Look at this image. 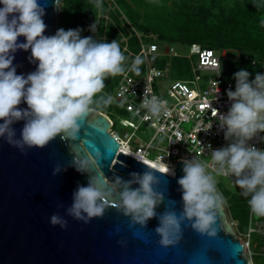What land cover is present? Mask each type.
<instances>
[{
    "label": "clouds",
    "instance_id": "1",
    "mask_svg": "<svg viewBox=\"0 0 264 264\" xmlns=\"http://www.w3.org/2000/svg\"><path fill=\"white\" fill-rule=\"evenodd\" d=\"M0 139L18 149H43L59 137L76 140L80 122L92 111L107 107L110 96L100 95L108 77L123 74L126 57L117 40L99 41L93 36L82 37L80 28L58 29L52 36L44 35L47 25L43 17L46 5L39 0H0ZM100 8V0H96ZM96 31V23L89 27ZM24 37L25 42L18 43ZM31 52L30 62H38L35 71L17 75L13 66L14 53ZM143 60L137 56L127 69L137 75ZM241 69L234 73L235 90L227 97L231 106L227 113L214 110L224 132L227 146L211 151L217 175L235 177L234 183L241 195L248 199L251 212L264 217V150L249 142L264 133V74ZM27 108H20L21 103ZM166 102L156 96L143 98L141 106L152 117H159ZM24 121L17 138L13 124ZM264 140V137H260ZM71 152V151H70ZM99 155V154H98ZM183 176L177 180L182 193V211L156 208L164 203L163 193L156 190L159 179L154 171L133 172L127 181L117 176L108 191L101 190L89 178L87 186L78 185L72 194V203L66 215L85 224L102 218L109 208L108 200L119 188V211L130 217V226L147 228V223L158 218L155 233L161 237V246L167 248L182 238L181 225L187 221L200 235L215 238L218 233L217 215L222 199L216 190V180L206 165L195 159H183ZM71 166L78 172L88 173L87 162L74 158ZM66 168L56 165L55 177ZM159 173L175 176L174 168L163 164ZM139 185L133 188L132 185ZM171 204L174 206L175 201ZM58 207H62L59 205ZM50 224L67 228L68 221L58 213L50 217ZM123 246L126 242L121 240Z\"/></svg>",
    "mask_w": 264,
    "mask_h": 264
},
{
    "label": "water",
    "instance_id": "2",
    "mask_svg": "<svg viewBox=\"0 0 264 264\" xmlns=\"http://www.w3.org/2000/svg\"><path fill=\"white\" fill-rule=\"evenodd\" d=\"M39 2L46 5L44 35L52 36L61 0ZM23 42L25 38L19 37L18 43ZM30 56V50L14 53L17 75L27 76L36 70L38 62H30ZM19 107L27 105L22 102ZM23 124L19 121L12 126L17 138ZM80 124L76 140L57 137L43 149L26 148V154L0 139V264H249L222 204L215 238L200 235L185 221L182 238L167 248L161 246V237L154 231L158 218L149 220L147 228L130 226V217L118 208L119 188L109 198L102 218L85 224L67 216L73 192L78 185L87 186L90 177L101 190L108 191L117 176L127 181L131 173L142 174L148 169L155 172L160 181L156 190L165 197L156 212L167 208L179 215L183 207L177 183L183 176L181 160L175 176H165L158 171L161 166L119 148L105 114L94 110ZM74 158L87 162L88 173L71 166ZM56 165L66 170L54 177ZM54 213L68 221L67 228L50 224ZM121 240L126 242L123 246Z\"/></svg>",
    "mask_w": 264,
    "mask_h": 264
},
{
    "label": "built area",
    "instance_id": "3",
    "mask_svg": "<svg viewBox=\"0 0 264 264\" xmlns=\"http://www.w3.org/2000/svg\"><path fill=\"white\" fill-rule=\"evenodd\" d=\"M189 50L187 55L179 56L172 47L162 51L156 43L145 44L140 40L139 52L133 54L124 46L122 52L128 53L125 65L130 56H140L147 64L143 65L139 75L127 70L130 64L120 75L112 92H102L112 98L109 106L128 116L129 120H123L120 129H115L114 122L109 115H105L111 122L110 133L119 148L155 164L165 163L174 171L178 160L195 158L206 165L208 172L217 174L218 166L212 163L211 151L207 146L210 144L212 150H215L226 147L228 141L220 130V121L213 109L220 114L227 113L231 106L227 91H234L236 82L223 78L221 58L217 51L200 45H191ZM152 56L189 60V75L183 79L173 78L170 66L160 68L151 64ZM192 57H197V62H193ZM164 81H170L165 92L160 87ZM152 96L166 102L158 118L152 117L141 106L143 98ZM142 123L147 124L154 133L147 143L139 144L134 141V136ZM260 137H264V133L249 143L264 150V140H260ZM218 176L225 179L231 188L237 187L235 177ZM246 234L249 237H260L261 246L258 251L264 255V220L250 221ZM241 244L245 253L250 244Z\"/></svg>",
    "mask_w": 264,
    "mask_h": 264
},
{
    "label": "trees",
    "instance_id": "4",
    "mask_svg": "<svg viewBox=\"0 0 264 264\" xmlns=\"http://www.w3.org/2000/svg\"><path fill=\"white\" fill-rule=\"evenodd\" d=\"M204 4L192 5L189 0H176L173 6L174 25L172 33L175 32L176 37L183 44L186 42L191 45H200L202 48L218 51L220 48L238 49L248 56H259L262 60L264 57V0H234V5L231 12L227 15L223 14V17L216 24H207V14L212 6H216L218 3H222L221 0H199ZM196 3V2H195ZM69 7L72 9V15H68L67 11ZM60 13L58 19V29L63 28L77 29L80 28L85 32L87 26H91L96 23V0H61L59 5ZM100 12H105V9H100ZM90 14V17L87 16ZM111 29H114L113 27ZM138 29V28H137ZM141 30L150 29L146 27H140ZM175 29V30H174ZM123 30V29H122ZM140 31V30H139ZM89 36L94 37V33L89 31ZM123 32V31H122ZM125 32V30H124ZM123 32V33H124ZM177 32H179L177 34ZM126 34V33H124ZM162 39H171L164 38ZM120 48L126 46L128 50L137 54L140 49V39L135 34H130L128 41L120 43ZM125 57L128 53H123ZM160 59V60H159ZM134 57L130 56L127 59L125 68H127ZM150 62L153 66L164 67L169 62L171 68V76L173 78L183 79L188 74L187 60L184 58H168V57H155L152 56ZM262 62V61H261ZM143 68L140 65V70ZM263 67L260 66L259 69ZM241 70V64L228 63L221 61V73L223 78L232 80L235 72ZM120 75L116 76V82L112 84L110 90L103 93H110L114 89L118 82ZM104 95V94H100ZM101 113L107 114L104 108L95 109ZM224 195L227 197V206L229 207L230 214L234 216L239 222V228L246 234L250 221L252 220H264V217L255 219L254 214L251 212L248 205V198L241 195L229 196L226 192ZM250 198V197H249ZM259 241L254 243V248L259 250L261 246V239L258 235L252 236L253 241ZM257 264V263H255Z\"/></svg>",
    "mask_w": 264,
    "mask_h": 264
},
{
    "label": "rangeland",
    "instance_id": "5",
    "mask_svg": "<svg viewBox=\"0 0 264 264\" xmlns=\"http://www.w3.org/2000/svg\"><path fill=\"white\" fill-rule=\"evenodd\" d=\"M189 1L196 7L198 5L204 4L203 1L199 0ZM221 1L222 3L212 6L208 11L209 13L207 14L206 20L207 24H216L217 22L219 23L223 17V14L227 15L231 12L234 5V0ZM175 3L176 0H100L101 7L97 8L96 10V31L94 32L93 38L99 41L107 42L117 40V42L120 44L121 42H127L129 35L133 33L145 44L151 42L156 43L160 46V50L162 51L166 50L168 47H172L174 52L179 56L187 55L190 51L189 49L191 43L186 42L182 44L179 41V38L170 37L176 36L175 32L172 33V28L174 25L173 6ZM100 9H105V12H100ZM72 13L73 11L69 7L67 14L70 16ZM88 17H90V14L87 16V18ZM56 21L57 24L55 33L58 30V19ZM89 27L90 26H87L85 32L81 34L82 37L89 36ZM112 27L114 29H111ZM140 27H146V29H150L151 31L148 32L147 30H141ZM122 31L126 34H124ZM178 33L179 32H177V34ZM162 35H165L164 38L170 37L171 39H162ZM217 52L222 62L241 64V69L247 70L251 74L250 80L254 79L257 73L264 74V57L261 60L259 56H248L238 49L231 48H220ZM192 61L197 62V57H192ZM146 64L147 62L143 60L141 65L143 66ZM187 64L189 67V60H187ZM167 66H170L169 62H167ZM260 66L263 68L259 69ZM114 82H116V76L108 77L105 81V88L103 89V92L110 90V87H112ZM169 85L170 81H164L161 83L160 87L165 92ZM101 108L105 109L107 115H109L111 120L114 122L115 129L120 127V123L123 120H129L128 116L117 112L113 106L108 105L107 107ZM134 122L138 123L137 121ZM153 133L154 131L147 124L142 123L139 125V129L135 132L134 141L139 144L147 143L152 138ZM208 173L213 175L216 180L217 193L222 199V205L225 209L227 219L231 224L237 238L245 245L247 243L250 244V247L245 251V256L248 262L251 264H264V255L254 248V243L256 244L259 241L255 240L252 242V237H249L247 234H244L242 230H240L239 222L234 218V216L230 214L229 207L227 206V197L224 195V192H226L229 196H239L241 195V190L238 187L231 188L228 182L217 174L212 172ZM254 217L255 219H259V217L256 215H254Z\"/></svg>",
    "mask_w": 264,
    "mask_h": 264
},
{
    "label": "bare ground",
    "instance_id": "6",
    "mask_svg": "<svg viewBox=\"0 0 264 264\" xmlns=\"http://www.w3.org/2000/svg\"><path fill=\"white\" fill-rule=\"evenodd\" d=\"M154 164H155V163H154ZM157 165H159V166H161V167L163 166L162 164H157Z\"/></svg>",
    "mask_w": 264,
    "mask_h": 264
}]
</instances>
